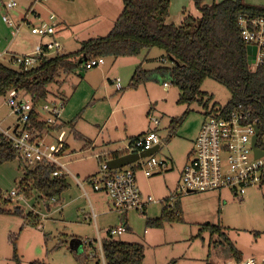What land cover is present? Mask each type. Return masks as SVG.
I'll list each match as a JSON object with an SVG mask.
<instances>
[{
  "label": "rangeland",
  "instance_id": "rangeland-1",
  "mask_svg": "<svg viewBox=\"0 0 264 264\" xmlns=\"http://www.w3.org/2000/svg\"><path fill=\"white\" fill-rule=\"evenodd\" d=\"M7 1L0 0V16L7 15L16 25L17 21L4 6ZM14 1L17 3L14 9H22L20 4H25V9L32 6L31 10H34L35 14L38 13L43 21L47 19L49 13L55 14L51 7L46 6L52 0H43L40 3L29 0L28 5L25 3L27 1ZM214 1L221 0L204 2L210 4ZM244 1L264 5V0ZM47 7L51 10L49 11ZM22 11L25 12L23 9ZM27 13L31 15L29 19L34 18L30 11ZM184 14L199 17V10L193 0H169V13L165 23L179 24ZM56 26V30L62 28L59 36L43 37L42 42L58 41L62 47L60 53L77 50L79 41L71 30L74 26L68 23ZM10 27L0 20V50L14 35L13 33L11 35ZM23 28L29 32V28L26 26ZM145 53L143 50L137 56L104 57V63L101 65L91 68L77 66L70 73H62L58 81L48 84L47 96L38 103L36 110L43 121L48 124L61 123L62 127L44 133L42 140L51 147L58 146L60 142L67 144L68 149L59 157V161L65 163L68 168V171L63 169V172L70 188L60 195L58 202L55 204L50 202L49 209L42 201L26 199L21 193L11 195V208L19 206L24 214L33 210L40 216L41 224L30 226L25 224L19 215L0 214V264H16L12 258L10 234H17L16 250L19 264L36 261L42 264H94V259L85 262L79 259L82 252L89 254L93 251L92 247L97 246L89 203L87 200L85 202L84 196L85 199L77 198L64 208L62 197L66 201V197L71 196L76 189L73 176L82 181L86 191L92 194V187L83 180L84 176L99 173L101 163L106 160L107 151L124 149L130 137L153 128V118L159 119L156 130L161 138L156 155L173 162L172 168L166 173H179L185 164L187 153L194 146L193 140L195 141L204 118V108L198 102L177 104L180 91L167 79L149 81L138 89L123 93L118 91L117 88L126 87L135 67L140 63L144 69H153L170 63L168 60L164 61V53L159 48L150 49L143 60ZM4 58L1 56L0 61H4ZM116 78H119V87L113 84ZM163 82L168 84L166 90L162 87ZM201 90L212 96L209 106L213 103L224 105L230 97L223 85L209 78L203 81ZM26 98L28 99V96ZM60 100H63L64 106L58 117L41 109L44 104ZM149 110L150 113L147 114ZM184 112L186 113L181 123L171 132L170 120ZM17 118L15 114H8V108L3 104L1 95L2 126L8 127ZM88 140L92 141L89 145ZM96 154H100V158H97ZM21 167L22 162L17 157L0 163V190L5 196L16 189V183L22 177ZM166 173L160 175L157 173L147 179L142 177L141 170L136 172L137 185L142 189H147V186L155 189L150 194L156 201L148 203L144 212L129 210L126 213L129 229L119 235H109L106 228L121 225L122 214L111 209L107 203L103 207L101 202L104 199L103 195L97 198L90 197L93 204H98L96 222L100 239L112 238L142 244L143 264H205L206 260L213 264H224L233 260L226 246L215 242L217 235L200 228L206 222L219 223L225 227L227 236L240 250L243 260L264 256V185L249 186L242 197L232 195L227 189L221 190L220 193L217 190L207 192L177 190L178 195L173 202L176 201L182 211L181 220L164 223L161 228L146 226V217L154 218L160 214L163 204L160 197L162 192H165L161 176ZM80 192L76 191L75 194ZM172 207L178 214V208L173 205ZM74 238L86 241L83 247L73 248ZM88 241H92V245H89Z\"/></svg>",
  "mask_w": 264,
  "mask_h": 264
},
{
  "label": "trees",
  "instance_id": "trees-1",
  "mask_svg": "<svg viewBox=\"0 0 264 264\" xmlns=\"http://www.w3.org/2000/svg\"><path fill=\"white\" fill-rule=\"evenodd\" d=\"M193 1L199 10V17L186 15L181 23L175 25L165 23L169 13V0H122V10L108 33L81 41L77 50L45 56L36 66L28 69L0 61V96L11 89L28 96L33 103L28 128L37 138H42L44 133L59 129L62 124H48L43 121L39 118L36 107L46 98L48 84L58 81L62 73H70L75 67L82 65L78 60L83 55L87 60L99 57L117 58L137 56L145 50L144 60L147 52L156 47L163 51L164 61L168 60L170 63L153 69H144L140 63L135 67L126 87L117 88L118 91L123 93L138 89L149 81L167 79L180 91L177 104L198 102L204 108L203 114L207 115L212 96L202 91L201 85L209 78L223 85L230 95L224 105L213 103L210 106L211 112L228 113L241 104L245 109H250L253 118L258 119L259 132L264 134V47L261 61L252 69L247 62V44L242 40L238 27L240 16L264 17V5L250 4L244 0H221L210 4H206L205 0ZM185 113L170 120L171 132L181 123ZM143 134L130 137L128 142ZM91 142L88 140L87 144ZM58 147V156L68 149L66 143L60 142ZM123 150L112 151L109 155L115 158L128 152ZM16 157L19 159L18 152L10 141L0 137V163ZM129 167L135 171L139 164L134 163ZM58 168L49 161L34 166L22 162V177L16 183V194L21 193L26 199L42 201L49 209L50 202H58L61 193L69 187L64 173L52 174ZM11 203V194L5 196L0 190V214L19 215L23 222L30 226L40 224L41 218L33 210L24 214L19 206L11 208ZM180 220V213L174 212V207L166 199L163 201L160 215L154 218L146 217L145 225L161 228L164 223ZM200 228L217 235L215 242L225 245L233 259H242L240 250L227 236L224 226L206 222ZM9 240L12 245V258L19 264L17 234H10ZM89 245H92V242H89ZM101 246L106 264H143L144 246L140 243L104 238L101 240ZM92 249L94 257L82 252L79 259L84 262L94 259V264H99L97 249ZM30 264L42 263L36 261ZM205 264L213 263L206 260Z\"/></svg>",
  "mask_w": 264,
  "mask_h": 264
},
{
  "label": "built area",
  "instance_id": "built-area-1",
  "mask_svg": "<svg viewBox=\"0 0 264 264\" xmlns=\"http://www.w3.org/2000/svg\"><path fill=\"white\" fill-rule=\"evenodd\" d=\"M43 0H36L40 3ZM16 5L15 1L6 3L8 9ZM55 15L49 14L47 21L31 25L27 23L29 32L32 35L43 37L54 34ZM2 20L14 28V33L19 30V23L14 25L13 21L3 15ZM238 27L242 40L247 45H254L255 61L250 64L254 67L262 59V48L264 47V17L238 18ZM61 44L56 40L48 42L39 41L30 53L14 54L5 61L12 66L28 69L36 66L40 60L49 55L60 53ZM104 63L103 57L87 60L83 66L91 68ZM119 87V78L113 82ZM163 89L168 87L166 82L162 83ZM3 96V104L8 108V114L18 116L17 120L3 127L0 123V137L7 138L11 145L17 150L19 159L28 166H34L43 161L56 164L59 168L52 172L53 175H60L63 169L68 171L65 163L59 161L56 154L59 147H51L43 143L42 138H37L29 127L30 113L33 110L31 99L26 98L21 91L9 90ZM64 106L63 100L52 101L51 104H44L42 110L52 113L58 117ZM209 114L204 116L194 146L188 155L183 166L177 190L181 192H207L229 190L232 195L242 197L249 186L264 184V154L254 156L252 139L255 129H258V119L253 118L250 109H245L241 104L230 110L228 113H213L208 109ZM159 119L153 118V128L144 132L141 137L134 139L125 146L127 153L140 152L154 145L161 144V138L156 131ZM255 147L264 152V134L257 130ZM137 163L145 176H151L156 171H164L170 167L166 158H159L155 153L149 157L140 158ZM89 182L94 190L103 191L108 196L113 207L121 212L128 210L142 211L145 206L135 171L129 166L119 169H110L106 161L101 163L100 171L89 177ZM15 195L16 191H11ZM146 200H153L148 196ZM126 231L124 224L110 227L107 230L109 235H119ZM97 255L101 264H106L102 251L101 241H97ZM94 257L93 251L89 253ZM224 264H264V256L259 258L249 257L245 260L224 262Z\"/></svg>",
  "mask_w": 264,
  "mask_h": 264
},
{
  "label": "crops",
  "instance_id": "crops-1",
  "mask_svg": "<svg viewBox=\"0 0 264 264\" xmlns=\"http://www.w3.org/2000/svg\"><path fill=\"white\" fill-rule=\"evenodd\" d=\"M9 1H14V0H8L7 2H9ZM21 1H27V2H25L26 5L29 4V2H28L29 0H21ZM6 3L4 4L6 11L8 10L9 13L11 14V16L17 21V23H19V30H18V32L14 33V28L12 26L10 27L11 35H13V34L14 35L10 38V40L3 47H1V50H0V57L1 56L5 57L4 61L9 56L14 55V54L30 53L33 50L34 45L36 43H38L39 41H42L38 36H36V37L39 39L34 38L33 36H35V35H32L28 31H26V29H24L23 26L27 27V23L31 24V25H35V24H38L44 20L43 18L41 19L38 16V13L35 14V11L31 10L32 6H30V7L28 6V8L25 9V4H20L22 6V9L25 10V12H23L22 9H20V8L14 9V7L17 5L16 2H15L16 5L12 9H8L6 7ZM31 3H30V5H31ZM33 3H35V0H33ZM46 6L51 7V9H53V11L55 13V14L49 13V14L55 15V19H54L55 30H54V34L52 36H48V37H54V36L58 37L60 32L62 31V28L60 30H56L57 29L56 25H58L60 23L61 24L62 23H65V24L68 23V24L74 26L71 30L74 31L73 32L74 36L79 41V47H80L81 41L89 39V38L98 37V36H104L108 33V31L112 27L115 19L117 18L118 14L122 10V0H52V2L47 3ZM48 7H47V9H49V11H50L51 9ZM29 11L32 13V15H34L33 19H29V16H31L30 14L27 13ZM3 15L4 14H2L0 16V20H1V22L5 23L2 20ZM186 15H190V14H184L183 18ZM183 18H182V20H183ZM20 20L22 22L21 24H20ZM45 21H47V19ZM181 21L179 23H181ZM172 24H174V23H172ZM175 25H178V24H175ZM25 35L27 37H25ZM30 37H33V39ZM164 90H166V89H164ZM208 109H210V106L208 107ZM148 112H150V110ZM203 116H205V115L203 114ZM203 120H204V118H203ZM203 120H202V122H203ZM202 122H201V124H202ZM201 124H200V126H201ZM200 126H199V129H200ZM149 129H151V128H149ZM199 129H198V131H199ZM146 131H144V132H146ZM144 132H140V133H144ZM193 142H194V140H193ZM122 150L123 149L120 148V149H113V150L107 151L106 152V160L111 158L109 154L112 151H122ZM191 150L187 153L185 162H186L188 155L191 152ZM155 156H157L156 153H155ZM96 157L100 158V154H96ZM169 162H170V167L167 170L156 171L151 176H145L142 172V175H143L142 177L148 179L157 173H158V175H160V173L163 174V172L164 173L168 172L169 169L172 168V164H173V162L171 160H169ZM134 163H137V161ZM134 163H132V164H134ZM128 166H131V164ZM183 166H184V164H183ZM183 166L180 169L179 173L170 172V173H166L163 176H161L162 181L165 184V192H162L161 197H160V199H161L160 201L163 203L164 200L168 199L169 204L176 206V208H178V206H177L178 203L176 201L174 203L173 199L176 198L175 197L176 195H178V193H176V191H177L176 187H177L178 182L180 180V176H181ZM138 170H140V168L135 170L136 180H137L136 172ZM92 174L85 175L83 180L87 181L90 184L89 177L92 176ZM86 178H88V180H86ZM73 179L76 183V185H75L76 189L73 191V194L71 196L66 197L67 198L66 201L62 197V206L65 208L69 203H72L75 199H77V198L83 199L85 196L86 197V199L84 198L85 202L88 201L89 207L92 210V216L94 219V230L96 232L97 241H98V239H100L99 228H98V224L96 222V219H97L96 208L98 207V204L97 203L93 204L90 197L94 198V196H95L97 198V197H99V195H103L104 199L101 201L102 206L104 207V204L107 203L110 205L111 209L121 213L122 214L121 217L123 218V220H122L120 217V219L123 222L122 224L125 225L126 231L129 229L127 226V222H126V213L129 210L125 211V212H121V211L116 210L113 207V205L109 199V196L105 192L94 190L92 185L90 184V186L92 187L91 191L93 192L92 193L93 196H92V194L89 193L88 191H86V189L83 187L82 181H80L76 176H73ZM174 185H175V189H173ZM138 187H139V190L141 192L143 199L145 200V206H144V209L142 211H137V212H144L146 205L148 203L156 201L150 194L152 192V190L155 191V189H150L149 186H147V189H142V187H140L139 185H138ZM69 188H70V184H69V187L67 188V190ZM67 190H65V192ZM79 190L81 192L75 194V192L76 191L79 192ZM219 193H220V191H219ZM148 196H151L153 200H150V201L146 200V198ZM171 201L173 203H171ZM160 212H161V209H160ZM178 212L180 213V216H181L182 211L180 210V208H178ZM40 224H41V222H40ZM116 226L117 225L108 226L106 228V233L110 227H116ZM101 240L102 239H100V241ZM84 242H86V241H82L81 239L74 238V240L72 242L73 248H79L81 246L83 247ZM89 242H92V241H88V243ZM96 249H97V246H96Z\"/></svg>",
  "mask_w": 264,
  "mask_h": 264
},
{
  "label": "water",
  "instance_id": "water-1",
  "mask_svg": "<svg viewBox=\"0 0 264 264\" xmlns=\"http://www.w3.org/2000/svg\"><path fill=\"white\" fill-rule=\"evenodd\" d=\"M246 51H247V62L248 64H252L255 61V51L256 48L254 45H247L246 47ZM87 61V58L85 57V55H83L79 60L78 63L79 64H84ZM257 128L255 129V135L253 136L252 139V146L254 147V156H259L261 154H264L263 151L258 150L255 147V139H256V134H257ZM159 148V145H154L148 149H145L144 151H140V152H132V153H125L122 154L118 157L115 158H110L108 160H106V164L110 169H119L122 168L124 166H128L136 161H138L140 158H145V157H149L151 155H153L154 153L157 152Z\"/></svg>",
  "mask_w": 264,
  "mask_h": 264
}]
</instances>
